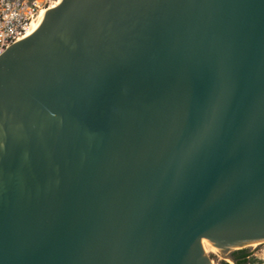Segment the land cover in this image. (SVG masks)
<instances>
[{"label":"water","instance_id":"water-1","mask_svg":"<svg viewBox=\"0 0 264 264\" xmlns=\"http://www.w3.org/2000/svg\"><path fill=\"white\" fill-rule=\"evenodd\" d=\"M201 242H264V0H60L0 54V264Z\"/></svg>","mask_w":264,"mask_h":264},{"label":"built area","instance_id":"built-area-1","mask_svg":"<svg viewBox=\"0 0 264 264\" xmlns=\"http://www.w3.org/2000/svg\"><path fill=\"white\" fill-rule=\"evenodd\" d=\"M54 0H0V54L13 44L30 35L33 22L40 13L53 8ZM249 257L258 258L248 252ZM223 263L233 264L232 259H222Z\"/></svg>","mask_w":264,"mask_h":264},{"label":"rangeland","instance_id":"rangeland-1","mask_svg":"<svg viewBox=\"0 0 264 264\" xmlns=\"http://www.w3.org/2000/svg\"><path fill=\"white\" fill-rule=\"evenodd\" d=\"M256 244L257 245L254 246V247H252L250 245H246V246H244V247H242L240 249H245L248 252H250L253 255H255L256 257H258V258H264V242H260V243H256ZM240 249H235L232 252L240 250ZM204 254L209 258L211 264L222 263V259H224V258L218 256L215 252L214 253L213 252H207V253H204ZM225 259H227V257ZM262 262H264V261H262Z\"/></svg>","mask_w":264,"mask_h":264},{"label":"trees","instance_id":"trees-1","mask_svg":"<svg viewBox=\"0 0 264 264\" xmlns=\"http://www.w3.org/2000/svg\"><path fill=\"white\" fill-rule=\"evenodd\" d=\"M248 256V252L245 249H240L234 251L231 254V259L233 260V264H264V262L256 259L255 257H249L248 260L246 257ZM219 264H227V263H219Z\"/></svg>","mask_w":264,"mask_h":264},{"label":"bare ground","instance_id":"bare-ground-1","mask_svg":"<svg viewBox=\"0 0 264 264\" xmlns=\"http://www.w3.org/2000/svg\"><path fill=\"white\" fill-rule=\"evenodd\" d=\"M60 3V0H54V3L52 5V7H55L57 6L58 4ZM42 16H43V12L40 13V15L37 17V19L33 22L32 24V27H31V31H30V34L36 29V27L39 25L41 19H42ZM250 246L254 247L256 246L257 244L256 243H253V244H249ZM201 246H202V249L204 251V253H207V252H215L213 247L211 245H209L208 243L206 242H201ZM235 250V249H233ZM232 250V251H233Z\"/></svg>","mask_w":264,"mask_h":264},{"label":"flooded vegetation","instance_id":"flooded-vegetation-1","mask_svg":"<svg viewBox=\"0 0 264 264\" xmlns=\"http://www.w3.org/2000/svg\"><path fill=\"white\" fill-rule=\"evenodd\" d=\"M248 252V251H247ZM233 252H231V254H232ZM233 261V260H232Z\"/></svg>","mask_w":264,"mask_h":264}]
</instances>
